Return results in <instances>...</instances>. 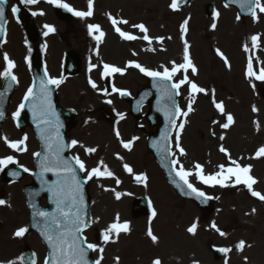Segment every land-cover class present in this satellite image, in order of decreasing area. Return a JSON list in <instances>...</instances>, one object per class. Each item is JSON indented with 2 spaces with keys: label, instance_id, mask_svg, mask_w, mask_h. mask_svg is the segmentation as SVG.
Here are the masks:
<instances>
[{
  "label": "rangeland",
  "instance_id": "obj_1",
  "mask_svg": "<svg viewBox=\"0 0 264 264\" xmlns=\"http://www.w3.org/2000/svg\"><path fill=\"white\" fill-rule=\"evenodd\" d=\"M170 1L172 0H143L145 5L150 7L145 8L143 5H136L134 0H128L129 10L126 12L125 16L130 19L133 18L134 15L139 19V22L141 21L143 23L144 21V25L148 30L144 35H147L151 41L149 42L143 39V41L141 40L139 43H135V48L137 46H142L140 49L142 51L150 48L154 51V47H156V52L154 51L156 57L158 39L164 51L156 57L159 63V68H157V70L163 72L164 68L171 69L173 62L176 64L184 63V45L185 41L187 42L189 45V56L192 64L197 69V74L193 75L191 69H189L187 73L181 71L173 77V82L182 79L186 74L191 81L198 85V87L205 89V92L202 93L192 92V97L194 98L192 108L193 110L195 109V111H200L207 119H210L212 116L214 117L217 112H220L215 107V103L223 104V114H230L233 117L232 123L234 124V128H230L226 134V149L229 147L237 157H240V161L243 162L242 165L248 166L249 163L250 165H255L254 174L258 176L257 178L259 180L256 189L261 195H264V184L261 181L264 171V155H256L258 148L264 147V125H262V120L260 119L262 126H257L259 122L256 118V112L253 111V107H255L259 113L264 114V102L261 99L264 95V92H262L264 86L261 88L259 86V80L247 75L249 62L252 63L255 73H257L256 69L258 66L260 69L264 67V51L263 56L261 55L262 57L259 58L262 52L260 48H256L264 47V31H261L260 27L254 28V26L260 23L259 18L261 14H258L253 20L238 23L234 20V13L224 8L219 0H193V5H189L190 7L185 11L170 9L168 6ZM143 2L141 1L140 3L142 4ZM261 2L264 3V0H261ZM103 3L106 2L103 1ZM98 5L99 7L102 5L101 1ZM210 5L214 7L216 13L209 18L206 15V8ZM153 6L155 9L158 6L160 7L157 10H153ZM154 13L155 17L153 16ZM185 20L188 21L186 25L184 23ZM48 21H52V19H48ZM131 22H136V19H131ZM57 24L60 28V32L63 34L64 43L56 45L59 49L56 48L58 51H56L55 47H52L54 48L52 51L53 55L57 56L62 48L67 50L72 49L74 51L83 48L84 43L81 39L82 33L79 37H77V32L73 29L69 30V34L64 33L63 26L60 23ZM213 25H215V28H213ZM71 35L76 38L74 39ZM253 36L258 37L255 46H253L252 42ZM13 39L14 42H19L18 33L14 35ZM110 42L117 43L112 33H108L102 42L98 44V48L101 49L102 55H99V50H97V54H95L96 64L102 58L107 62H115L118 64L122 63L123 59L132 57L131 54H129V57L127 53L124 54V56L118 55L116 58L111 55L107 56L105 50H107ZM123 44L121 46H123L125 50L133 48L132 45L127 46ZM216 46H219L218 49ZM16 48L20 49L18 44L9 47V50L12 56L17 59L18 50ZM91 48L94 49L92 46ZM253 48L256 49L255 53L251 52ZM217 50L223 54L227 63H225V59L217 55ZM248 51L250 52L248 53ZM173 52L175 54H173ZM249 57L253 58L252 60L254 61L259 58L262 62L256 65ZM82 71L83 69H81V73ZM83 88L84 81L82 73V76L77 79L74 78L69 80L68 84L66 83L61 91L65 95L71 92H77L79 89ZM257 90L258 92L261 91L260 95H258ZM180 91L182 93L180 98L181 110L182 112H186L189 103L188 96L190 95L189 85H182ZM255 96L257 97L255 98ZM82 101L83 103L90 101L95 103L94 99H83ZM61 104L64 105L63 102H61ZM2 128L3 131L0 130V134L2 132L5 135H10L14 131L11 121L6 122ZM235 132H237L240 139L234 136ZM185 136L180 133L181 140H185ZM0 137L2 138V134ZM13 138H16V136H13ZM84 139L87 143H90L87 137ZM2 146L3 144L0 141V149ZM111 152L116 151L112 150L109 153ZM252 156L254 157L253 159H251ZM147 159L148 158H146L145 161H147ZM108 162L114 163L110 158ZM117 164L119 165V163ZM241 186H244V184ZM112 190L114 192H131L120 185H114ZM203 190L205 191V189ZM167 191L169 192L168 189ZM219 193L220 190L217 189V192L214 194ZM170 196L172 206L169 207V209L171 212L173 209L175 210L177 228L187 225L190 222L187 211V206L189 205L183 201L176 202L174 196ZM241 197H243V195L239 193V190L236 193L229 192L223 195L224 201H222V205L225 209L227 208L229 210L230 207L226 200H229L232 206L230 207L231 216L222 218V221L224 225L230 226L237 222L248 223L249 227L238 231V233H235V236L234 234H226V237H221V240L217 239V241L214 239L220 235L218 230H216L217 233L214 234L205 229L201 230L194 239L197 241L201 238L200 249L202 253L196 256L200 264H264V215L245 216L247 213H243L242 210H240V208L244 207L241 204ZM217 207L218 204L215 208ZM192 210L194 211V208H192ZM177 211L184 212V214L182 216H177ZM209 216L210 215H208V218ZM222 221H218V225H220ZM177 231H179V229L176 230V234ZM187 240L191 243L194 242L193 239L190 238H187ZM240 241L245 242L242 249L237 248ZM209 245H215L220 249H229V251H223V257L216 260L213 259L214 256L209 251ZM180 256L181 255L177 254L178 260ZM191 256H193L192 249L186 250L184 257L185 263L191 260Z\"/></svg>",
  "mask_w": 264,
  "mask_h": 264
},
{
  "label": "snow or ice",
  "instance_id": "obj_2",
  "mask_svg": "<svg viewBox=\"0 0 264 264\" xmlns=\"http://www.w3.org/2000/svg\"><path fill=\"white\" fill-rule=\"evenodd\" d=\"M39 0H20V3L25 4V5H34L38 3ZM47 3L54 5L58 8H63L66 11L72 13V15L76 17H80L81 19L85 17H90L92 16V8H93V0H88V10L87 11H77L74 10L72 7H70L67 3H63L62 0H46ZM240 2V7L242 9L247 8L251 10L253 7L255 9H258L261 13H264V3L261 2V0H239ZM6 3V0H0V5H3ZM178 6V0H172V4L170 7L175 10ZM18 12L17 7L12 8V13L15 16L16 13ZM33 15L40 14L42 15L43 13H36L33 12ZM253 18L255 19V12H253ZM5 19V12L3 8H0V24L3 23ZM109 19L112 20L113 27L115 28L116 32L123 38L124 40H135L137 39L136 36H133L131 34H128L124 31H122L117 24H127L128 21L126 20H121V21H116L113 20L111 16H109ZM185 25L188 23L187 20H185ZM45 27L48 28V32H53L54 28L51 26L45 25ZM89 33L91 34L93 31L99 32V36H96L95 39L99 41L101 37L104 36V33L100 31V28L98 25H89ZM133 27L138 28L140 32L142 33H147V28L143 24H138V25H133ZM183 27V26H182ZM213 28H215V25H213ZM3 32V28L0 27V33ZM48 33L46 32L45 35ZM143 39L146 41H150L149 37L147 35L143 36ZM162 39V38H161ZM258 37L253 36L252 37V42L253 46H255L256 41ZM189 45L185 41L184 45V63L182 64H176L173 62V66L171 69L164 68L163 72L159 71H151L149 69H146L142 67L138 63H132L129 62V64L126 66L128 68H136L139 69V71L148 77H151L154 86L158 87V89L162 93V99H166L170 101V107L166 110V116L169 118L170 123L172 124L173 127H178L179 129L184 128V124L180 123L177 125L175 123V116H187L189 112L193 110L192 104L194 102V98L192 97V92L195 93H202L205 92V89L198 87L196 83L191 81L188 77V75H184L182 79H179L175 82L173 81V77L177 75V73L183 71L184 73H187L189 69H191V72L193 75L197 74V69L196 67L192 64V61L189 56ZM135 55V53H133ZM217 55L221 56L222 59H225L223 57V54L217 50ZM4 61L6 62V69L2 73L3 76H10L13 81L17 79L15 75H12V69L15 67V64L9 59L7 54L4 55L3 57ZM225 63H227V60L225 59ZM104 68V75H111L114 73H119L120 75H124L126 69H121L119 67L111 66L108 64L103 65ZM47 72H45V76H47ZM247 75L249 77H254L256 80L259 81H264V69H261L259 74L255 73L253 71L252 63L249 62L248 64V71ZM167 82V83H166ZM61 83L60 80L55 79V78H49L46 82L41 81V89H40V94L39 98L41 100V117L42 120L47 123L51 124L50 120H47L46 117L49 114L51 105L50 101L48 99V92H49V85H54V86H59ZM90 85L95 89L96 84L89 80ZM188 84L189 85V103H188V110L186 112H182L179 107L176 106V103L174 100H172V97L174 95L178 96L180 95V88L182 85ZM113 92H119L120 95H128L129 93L120 89H117L115 87L112 88ZM33 94V88L29 87L24 99L29 100L32 97ZM106 103H111V101H105ZM215 103V101H214ZM24 107L23 104L20 105V108L22 109ZM215 107L221 112L224 113V107L222 103H215ZM253 111H257L255 107H253ZM19 115V110L14 114L15 116ZM2 116V114H0ZM121 119H123V116H120ZM233 122V117L228 114L227 115V123H224L222 125L223 128H228L229 124ZM117 137L119 138V132L117 131L116 133ZM224 137H221L223 139ZM25 140L27 139L26 137L24 138ZM50 139V138H49ZM167 139V137H165ZM5 142L8 144V147L10 148H16L17 144H22L24 141H19L16 143L13 142H8L7 138H5ZM77 141L73 140L71 142V145L74 147L77 145ZM46 149L51 153L50 157H46L44 161L41 162V167L44 168L45 171H52L54 175L57 176H62V182H58L61 186L58 188H49L48 191L53 192V195L55 197V202L57 205V210L60 214V218L57 216H52L49 218V214L47 212L43 211H38L34 212V216H39L43 223L44 227L42 229L41 234L46 238L47 243L49 247L52 249V264H88L87 260V252L86 249H91V250H96V245L87 243L86 238H82L80 236V233L82 231L81 228V220H80V215L79 211L73 212L71 210L72 206H75L76 204V196L75 194L79 192V185L76 182V177L74 174V171L71 167V165L61 157L60 153L63 150V146L59 143H57L55 146L51 143L45 144ZM123 147L126 149H130V144L129 143H123ZM176 147L178 151L180 152L181 155H185V151L182 147H180V133L177 132L176 134ZM86 153H93L96 150L93 148H86L85 149ZM221 152H224L226 155L228 153L226 150L221 147L220 149ZM35 156H39V153H35ZM257 156L264 155V147L260 148L256 154ZM118 159H121V157L117 156ZM75 164L79 168L81 172H85L87 174V177L89 180H91L94 176H100L102 173L98 168H93L91 171H89L84 162L80 160L79 157H75ZM15 163L13 160V157L8 156L5 159H0V168L6 167L8 164ZM171 163L175 165H179L178 160H172ZM231 164L234 165V167H228L227 169L224 168L223 165H220V172L215 173L214 175H204L203 174V168L200 164L194 165L195 169L197 171L194 173L196 178L198 179L199 182L208 185V186H215V185H220L221 187L225 186V180L230 179L232 177H235V182L236 184H244L247 186L248 190L250 191L251 195L253 197H257L258 199L264 201V195H261L259 192L252 190V186L257 183V181L250 175V166H241L237 161L232 160ZM125 171L128 173H132V168L125 164L124 165ZM25 172H28L29 170L27 168L23 169ZM176 170V175L180 178V180L183 182V185H185L191 193H194L196 197L203 198V200H210L213 197L206 196V194L203 191L198 190L196 187L193 186V184L190 182L189 177L193 175L191 171L186 170L183 165H179L178 169ZM227 172V175H224V172ZM104 172L107 173L109 177H111L113 174L108 171V169L105 167ZM13 175H18V173H13ZM135 179L137 182H140L142 180H146V177L142 175H136ZM87 182V181H85ZM119 183V181H117ZM71 198L72 204L71 206L67 203V200ZM116 198H120V194H116ZM82 203V200H81ZM4 204V201L0 200V205ZM151 206V205H150ZM254 211V210H253ZM156 215V212H152V216L154 217ZM119 220V217H117V221ZM215 227V225H213ZM196 230V224H193L191 227L187 229V231L190 234H195ZM219 231V229H217ZM28 231L27 228H20L15 232L16 237H22L26 232ZM127 232L129 231V225L128 223L120 224L118 222H115L109 226V228L106 230V233L104 235L105 241L110 240V234L112 232L117 233V235L120 232ZM147 235L151 238L153 243H156L158 241V237H156L152 231L151 228H149ZM220 235H225L224 232H220ZM245 242L240 241L239 244L237 245L238 249H242L244 247ZM99 251L102 253L104 251L103 248H100ZM220 251H229V249H220ZM9 264H12V262H9ZM34 264V262H33ZM45 264H48L46 261ZM95 264H100V260H96ZM153 264H160L159 260H156L153 262Z\"/></svg>",
  "mask_w": 264,
  "mask_h": 264
},
{
  "label": "bare ground",
  "instance_id": "obj_3",
  "mask_svg": "<svg viewBox=\"0 0 264 264\" xmlns=\"http://www.w3.org/2000/svg\"><path fill=\"white\" fill-rule=\"evenodd\" d=\"M139 1L140 0H134V3L136 5H141L142 6V4H144L143 0H141L143 2L142 4L140 3L141 1L140 2ZM118 5L124 7L125 9H128V0L119 1ZM105 51L107 52V56L111 55L114 58H116L119 55V53L121 54V53L124 52L121 47H118L117 45L113 44L112 42H110L108 44V48ZM261 116H262V119L264 121V114H261ZM248 200H249V202L243 208V212H245V213H247L249 215L263 216L264 215V207H261L258 204L256 197H253L252 195H249L248 196ZM217 216H218V218L229 217V216H231V212L228 209H223V210L218 211ZM223 227L224 228H228L229 230H231L234 233H237L238 231H240V230H242L244 228H248L249 224L248 223L237 222V223H235V224H233L231 226L230 225H224ZM187 246H189V244L183 243L180 240H178V247L179 248H185ZM191 246H192V248H194L196 253L198 252L197 255H200L199 253H201V249L197 247V243H194Z\"/></svg>",
  "mask_w": 264,
  "mask_h": 264
},
{
  "label": "water",
  "instance_id": "obj_4",
  "mask_svg": "<svg viewBox=\"0 0 264 264\" xmlns=\"http://www.w3.org/2000/svg\"><path fill=\"white\" fill-rule=\"evenodd\" d=\"M35 222V221H34Z\"/></svg>",
  "mask_w": 264,
  "mask_h": 264
}]
</instances>
